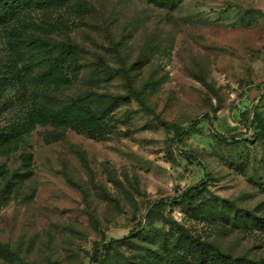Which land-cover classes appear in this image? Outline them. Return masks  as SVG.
Returning <instances> with one entry per match:
<instances>
[{
    "label": "rangeland",
    "instance_id": "obj_1",
    "mask_svg": "<svg viewBox=\"0 0 264 264\" xmlns=\"http://www.w3.org/2000/svg\"><path fill=\"white\" fill-rule=\"evenodd\" d=\"M263 89L264 0L0 18V264L264 258ZM99 94V119L72 106Z\"/></svg>",
    "mask_w": 264,
    "mask_h": 264
},
{
    "label": "trees",
    "instance_id": "obj_2",
    "mask_svg": "<svg viewBox=\"0 0 264 264\" xmlns=\"http://www.w3.org/2000/svg\"><path fill=\"white\" fill-rule=\"evenodd\" d=\"M66 1L67 0H0V3L4 6L2 9H0V18L10 19L16 16L19 12L28 9L32 5L48 6L49 4H62ZM20 84L21 86H23L21 82ZM97 96L100 99L108 97V100L106 101L107 104L103 103L104 107L101 109L94 108L92 105V100L89 97L73 100L72 106L78 110L86 112L91 119H99V117H101L104 113L106 106L120 98L119 96H113L110 94H99ZM186 132L187 131H183L182 133L185 134ZM198 187L199 185L190 187L186 190V192L182 194V196L194 192L198 189ZM193 244L197 250V252L193 254V264H241L239 258L233 257L230 254L222 252L216 245L208 241H200L193 239ZM212 257L215 259V261H212ZM183 260L184 257L179 256L177 258V264H181ZM93 261L96 262L95 257ZM242 262L243 264H264V258L259 260L247 258L245 259V262Z\"/></svg>",
    "mask_w": 264,
    "mask_h": 264
}]
</instances>
